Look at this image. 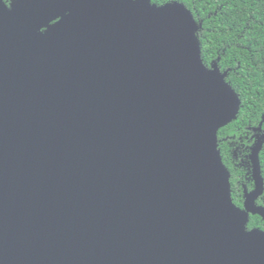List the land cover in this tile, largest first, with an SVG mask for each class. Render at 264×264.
<instances>
[{"label":"water","instance_id":"1","mask_svg":"<svg viewBox=\"0 0 264 264\" xmlns=\"http://www.w3.org/2000/svg\"><path fill=\"white\" fill-rule=\"evenodd\" d=\"M0 0V264H264L263 190L216 146L239 102L180 3Z\"/></svg>","mask_w":264,"mask_h":264},{"label":"trees","instance_id":"2","mask_svg":"<svg viewBox=\"0 0 264 264\" xmlns=\"http://www.w3.org/2000/svg\"><path fill=\"white\" fill-rule=\"evenodd\" d=\"M3 1L8 8L16 4L10 6L9 2L14 0ZM152 3L159 6L180 3L190 11L202 62L209 70L215 65L238 98L237 118L218 130L216 146L222 163L231 173L232 200L241 206L243 186L237 185L241 171L234 165L251 154L250 138L254 136L262 139L257 157L264 179V0H152ZM245 185L248 189L252 187L251 181ZM259 204H264V195ZM252 228L264 231V221L259 216H250L246 229Z\"/></svg>","mask_w":264,"mask_h":264},{"label":"flooded vegetation","instance_id":"3","mask_svg":"<svg viewBox=\"0 0 264 264\" xmlns=\"http://www.w3.org/2000/svg\"><path fill=\"white\" fill-rule=\"evenodd\" d=\"M30 1H32V0H20V1H18V0H14V1H12V2H9L10 3V6H11V4L14 2V3H16V2H21L22 3V5H25L26 3H28V2H30ZM263 130H260L259 131V134L261 135V133L260 132H262ZM250 141L252 142L251 143V146L249 147V151L250 152H252V149L255 147V145L257 144V145H261L262 144V139L261 138H255V136L254 137H251L250 138ZM236 156V155H235ZM236 161L238 160L237 159V156H236ZM235 167H236V169H239L240 171H241V173H240V175H238V179H237V185H241V186H243V194H242V204H241V206H237L234 202H233V200H232V202L238 207V208H243V206H244V200H245V192L246 193H250L251 191H253L254 190V188H255V183H254V180H253V176H252V167H253V163H252V160H251V158H250V154H248L247 155V159L246 160H241L240 161V164L238 165V164H236L235 163V165H234ZM245 171H246V173H245ZM230 173V172H229ZM260 175H261V173H260ZM250 176V177H249ZM263 179V178H262ZM251 181V185H252V187H251V189H248L247 187H246V185H245V183H248V182H250ZM229 182H230V186H231V173H230V177H229ZM264 195V179H263V190H262V192H261V194L257 197V199L255 200V205L256 206H261V207H264V204H259V200H261L262 199V196ZM231 198H232V187H231ZM250 216H252L251 214L249 215V217ZM253 216H258V215H253ZM260 217V216H259ZM261 218V217H260ZM252 229H259V228H252ZM252 229H249V230H252ZM248 230V229H247ZM259 230H261V229H259ZM263 231V230H262Z\"/></svg>","mask_w":264,"mask_h":264}]
</instances>
